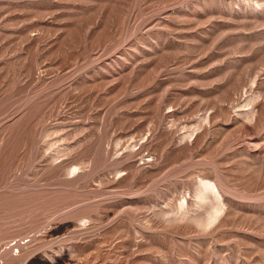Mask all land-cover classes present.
Instances as JSON below:
<instances>
[{
    "label": "rangeland",
    "instance_id": "obj_1",
    "mask_svg": "<svg viewBox=\"0 0 264 264\" xmlns=\"http://www.w3.org/2000/svg\"><path fill=\"white\" fill-rule=\"evenodd\" d=\"M0 264H264V0H0Z\"/></svg>",
    "mask_w": 264,
    "mask_h": 264
}]
</instances>
